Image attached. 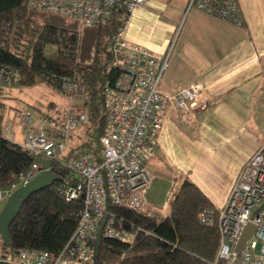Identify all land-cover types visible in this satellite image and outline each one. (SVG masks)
Listing matches in <instances>:
<instances>
[{"label":"built area","instance_id":"built-area-1","mask_svg":"<svg viewBox=\"0 0 264 264\" xmlns=\"http://www.w3.org/2000/svg\"><path fill=\"white\" fill-rule=\"evenodd\" d=\"M147 0H27L31 11L46 13L76 23L80 28L108 26L124 16V25L112 41V61L108 73L112 80L105 85L107 125L100 138V154L83 153L67 163L70 177L79 182L66 192L67 201L83 197V209L70 239L58 253L20 250L7 259L9 264H91L96 258L99 225L107 223L103 239L133 245L138 230L123 228V221L111 214V207L132 211L146 210V194L151 187L148 164L155 156L158 137L171 113H188L192 106L204 103L201 83H192L176 93L162 90L170 68L173 46L164 56L126 39L129 15L143 7ZM198 11L237 28L245 26L238 0H189L185 16ZM60 93L69 100V108L61 122L49 124L43 118L31 129L21 145L25 151L52 163L69 149L72 133L87 122L78 109L77 99L84 100L85 86L73 79L62 78ZM19 72L1 68L0 85H18ZM31 115L25 116L26 124ZM44 170L35 164L10 188L0 190L5 202L20 187L28 184ZM173 194V193H172ZM172 196V195H171ZM264 144L244 164L220 209L199 212V224L217 226L219 247L210 264H264ZM149 217H153L150 213ZM255 232L245 246L236 252L247 225ZM2 260V259H0Z\"/></svg>","mask_w":264,"mask_h":264},{"label":"trees","instance_id":"trees-1","mask_svg":"<svg viewBox=\"0 0 264 264\" xmlns=\"http://www.w3.org/2000/svg\"><path fill=\"white\" fill-rule=\"evenodd\" d=\"M26 1L0 0V69L18 71V86L25 89L46 85L60 91L62 78L82 83L86 92L78 108L87 122L76 131L80 143L52 163L60 181L30 197L13 222L10 248L3 247L0 236V259H10L20 250L58 253L75 231L84 201L82 195L66 199L68 189L79 182L70 177L67 163L83 153L101 152L108 115L105 85L113 78L108 73L112 41L124 25L123 14L108 26L80 28L74 22L31 11ZM5 87L0 85V190L17 183L38 158L7 138L10 131L4 130V119L9 93ZM62 120L55 118V122ZM167 202V213L111 207L124 229L139 232L131 246L103 239L92 264L212 263L219 247L217 226H202L198 221L201 210L214 208L209 199L185 178Z\"/></svg>","mask_w":264,"mask_h":264},{"label":"crops","instance_id":"crops-1","mask_svg":"<svg viewBox=\"0 0 264 264\" xmlns=\"http://www.w3.org/2000/svg\"><path fill=\"white\" fill-rule=\"evenodd\" d=\"M238 1L245 19L243 28L198 11L186 17L187 0L180 16L161 18L159 12L168 6L152 0L129 15L125 36L130 44L164 56L177 40L162 90L176 93L201 83L206 98L188 113H171L167 118L148 164L152 183L146 194L147 210L167 213L166 192L185 178L215 209L222 208L239 171L264 144V0ZM143 20L153 24L146 37L139 32ZM23 114H19L23 132L15 136L21 142H14L20 146L42 118L31 126ZM8 125L11 133L13 126ZM214 175L228 182L224 189L218 186L219 194L209 191ZM158 180L166 185L161 193Z\"/></svg>","mask_w":264,"mask_h":264},{"label":"rangeland","instance_id":"rangeland-1","mask_svg":"<svg viewBox=\"0 0 264 264\" xmlns=\"http://www.w3.org/2000/svg\"><path fill=\"white\" fill-rule=\"evenodd\" d=\"M155 3L163 4L168 6L167 10H164V12H159L161 14V18L167 17L173 14H176V16H180L182 14V3L184 0H152ZM189 0H187L188 2ZM188 4V3H186ZM187 7V5H185ZM185 7H183V11L185 10ZM157 13V12H156ZM152 23L146 20H143L142 23H139V32H142V35L144 37L148 36L149 32L151 31ZM176 39L174 40L173 46L176 44ZM6 91H11V96H9L8 100L5 101V104L10 110H7V114L5 115L4 119V130H6L7 127H9L8 124H12L13 128H11V133L9 136V140L12 142H15L16 140L18 142H21L20 137L15 138V136H19L23 132L22 127V117L19 116L20 113H24L23 116L31 115V126H34L36 123V120L40 117H42L45 121H50L48 117H59L64 118L66 115L67 109L69 108V100L64 97L60 91L55 90L54 88L46 85H40L33 88L25 89L18 85H12L5 87ZM8 103L10 105H8ZM83 104V101L81 99H77V105ZM79 107V106H77ZM79 109V108H78ZM44 115V116H41ZM82 134V133H81ZM77 133L76 131L72 133L71 139L69 141V148H73L74 146H77L80 141L77 139ZM79 177H77L78 179ZM222 179L218 178L216 175L211 176L210 183L212 186H209V191L214 192V194H219L221 191H219V187H222L224 189L226 185L228 184L227 181H224V177H221ZM165 183H162L160 180H158V190L161 193V191H165ZM219 186V187H218ZM177 186L175 185L173 188H171L170 191L166 192L165 195V201L167 202V199L171 197L174 189ZM219 191V192H218ZM5 202L0 201V213L2 212L5 204ZM168 205V202H167ZM162 209V206L160 207ZM166 208V207H165ZM159 212V210H158ZM92 264V263H91Z\"/></svg>","mask_w":264,"mask_h":264},{"label":"water","instance_id":"water-1","mask_svg":"<svg viewBox=\"0 0 264 264\" xmlns=\"http://www.w3.org/2000/svg\"><path fill=\"white\" fill-rule=\"evenodd\" d=\"M35 162L39 164L44 170L42 173L37 175L35 179L30 181L28 184L17 189L12 196L6 202L2 212L0 213V236L3 243V247L10 248V228L13 222L16 220L18 215L21 213V210L24 204L29 200L33 195L50 188L54 183L60 181V178L52 172V162L47 159L37 158ZM264 209V205L256 212L259 213ZM107 216H104L98 229L97 233V242L95 246L96 257L99 254V248L103 240V230L107 223ZM255 232V227L251 224L247 225L244 229V232L240 238L236 252L245 246L248 240L253 236ZM0 264H9L7 258L0 260Z\"/></svg>","mask_w":264,"mask_h":264}]
</instances>
